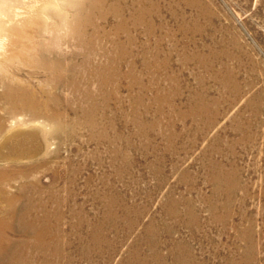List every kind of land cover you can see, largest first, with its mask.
Here are the masks:
<instances>
[{"label": "rangeland", "instance_id": "rangeland-1", "mask_svg": "<svg viewBox=\"0 0 264 264\" xmlns=\"http://www.w3.org/2000/svg\"><path fill=\"white\" fill-rule=\"evenodd\" d=\"M21 5L0 76L47 110L2 118L42 148L0 264H264V0Z\"/></svg>", "mask_w": 264, "mask_h": 264}, {"label": "bare ground", "instance_id": "bare-ground-1", "mask_svg": "<svg viewBox=\"0 0 264 264\" xmlns=\"http://www.w3.org/2000/svg\"><path fill=\"white\" fill-rule=\"evenodd\" d=\"M21 2H23V0H0V32L9 30L13 34L21 35L20 28H18V25H15L21 20V13L19 14V11L17 10V8L19 9L22 7ZM12 9H14V11H12ZM11 21L15 24H13V22L11 24ZM0 86L2 87L0 92V103H2V109L5 111H3V114L0 115V163H2V165L7 162L9 163L8 167H0V203L2 204V207L0 208V227L3 228L4 226L2 225H5V223L2 222V220L6 213L10 212V205H12L16 200L20 201V199H22L23 190L26 186V182H23V178L27 176L30 169L32 170L36 166L33 163L26 165V160H32L35 158L42 148V145H40L38 140L33 137V133L27 135L21 130H11L5 132L2 123L3 115L10 109H19L18 111L21 110L23 113L28 111L36 116L41 113L43 114V112L47 110V107L45 99L41 97V92L45 95L44 92L46 90L43 91L42 88L38 89L27 81L0 76ZM7 105L9 106L8 110L6 109ZM10 186H12L15 190L9 191L8 187ZM14 191L17 192L15 193Z\"/></svg>", "mask_w": 264, "mask_h": 264}]
</instances>
